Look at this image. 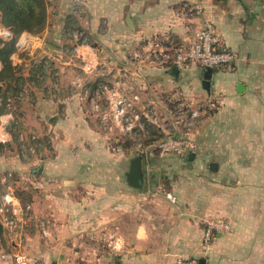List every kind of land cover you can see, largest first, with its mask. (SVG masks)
<instances>
[{"label":"crops","instance_id":"obj_1","mask_svg":"<svg viewBox=\"0 0 264 264\" xmlns=\"http://www.w3.org/2000/svg\"><path fill=\"white\" fill-rule=\"evenodd\" d=\"M194 3L203 12L188 11ZM46 11L44 29L22 33L9 59L13 76L28 60L34 71L45 70L44 62L50 65L45 72L55 82L48 95L38 96L35 108L36 122L45 117L51 122L56 150L37 166L30 211L13 231L2 225L0 264H15L1 258L15 251L26 253L28 264H177L178 258L193 264L199 259L264 264V0H48ZM207 17L223 47L235 55L230 67L212 69L209 90L202 87L205 68L190 62L178 69L157 51L187 46ZM74 25L89 37L73 43L83 71L78 76L82 100L65 98L66 87L59 83L73 81L74 75L71 57L63 49L60 53L58 43L71 38L55 28ZM5 28L9 37L0 36L1 43L12 38ZM3 75L0 61V92L12 83ZM92 91L95 100L87 98ZM210 97L214 109L205 106ZM118 101L125 104L121 117L115 111ZM12 102L9 97L6 105ZM90 106L99 109L100 119L110 113L121 126L122 119L138 116L136 109L147 114L157 107H199L192 129L196 147L163 159L141 152L143 172L150 174L144 173L142 187H132L126 172L133 156L120 180L119 153L106 145L107 133L119 138L115 123L93 130L83 111L70 110ZM2 117L7 122L11 113ZM67 124L68 132L61 129ZM86 138L98 146L72 149L70 140ZM174 160L180 175L169 191L177 203L172 212H163L158 207L167 201L155 185ZM210 217L223 219L228 229L212 231L203 246L201 221Z\"/></svg>","mask_w":264,"mask_h":264},{"label":"rangeland","instance_id":"obj_2","mask_svg":"<svg viewBox=\"0 0 264 264\" xmlns=\"http://www.w3.org/2000/svg\"><path fill=\"white\" fill-rule=\"evenodd\" d=\"M78 28L79 27L76 25L69 29H62L61 27L55 28L58 30L59 34L71 38V42L58 43L61 44L59 46L61 48L60 53L62 54L63 49L64 52L71 57L69 66L73 70L70 71L71 74L74 75L73 81L64 78L63 82H59L58 79L56 82L62 83V85H64L63 87H66L68 95H65V98L71 97L70 99L82 100L85 99V97H82L79 93L80 86L78 85V76L83 71H78L80 65L75 57L73 43L75 41L79 42V39L89 40V37L81 31L82 29ZM73 30H75L74 33L72 32ZM21 53L24 55L23 53H27V51L24 50ZM24 63L26 64L24 65ZM44 66L46 69L50 68L48 62H44ZM34 69H36L34 64L29 62V60L23 62L18 69L17 75L12 78V83H6L4 88H2L3 90L0 92V104L5 100V105L2 108L3 111L0 113V123H2V116L4 113H11V117L7 122L3 119L4 130L9 134L8 138L0 141V200L6 193H11V195L17 197L23 204L30 203L33 194L31 186L33 185L32 181L36 178V170H33L38 165L42 167L43 164L47 163V160L56 150L51 134L52 124L47 117H45L42 122H36L38 118L36 113L39 110L35 108L37 106L38 96L42 94L48 95L49 91L47 90L50 89V85L53 81L55 82V79H53L49 73L45 72L47 71L46 69L44 70L41 68L39 71H34ZM55 69L59 68L56 67ZM91 82L94 83L93 80H91ZM50 94L52 95V91H50ZM59 94L60 97H62V95L64 96V91L62 93L59 92ZM90 96L92 100L96 99L94 91L88 94L87 98H90ZM9 97L13 99L10 107L6 105ZM70 110L72 113L83 111L88 119V125L93 130L103 129V126L110 129L111 125L116 122L114 118H111L110 113L100 119V114H98L99 109L95 106L86 107L85 109L71 108ZM141 111V109H136L135 113L138 116L133 117V119H122V126L120 124H114L117 131H119V138L116 140L109 139L108 137L111 135L107 133V148L112 149L113 152L116 150L119 153L118 176L120 180L125 179V172L127 171L126 160L128 157H134L136 154H141V152L147 153V155L150 153L152 156H158L157 143L165 136H176L182 131V127L175 122V107L165 106L151 108L147 114H142ZM70 127L71 125L67 124L61 127V129L64 128L65 131L68 132ZM70 142L72 149L98 146L96 144L97 141L90 140V138H86V140L73 139L70 140ZM167 155L176 154L168 153ZM163 157L165 156L160 157V159H163ZM123 161L125 164H122ZM177 164H179L178 161L174 160L171 165L167 166V169L165 167L158 177V179L160 178L158 183L155 185V188L159 189L157 195H161L167 201L166 207L163 205L158 207L159 210L163 212L166 210L172 212L177 203L176 194L172 190L169 191L170 189L176 188V182L179 178L178 175H180L179 171L175 168ZM175 171H177V173ZM144 173L146 176L150 174V172L147 173L146 170H144L143 175ZM169 192H172V195L175 196V201H171L167 198L166 195ZM155 208V204L150 203V211L154 212ZM210 219L214 220L216 218H204V220L201 221L204 231L207 226V221ZM22 224L23 223H21V225ZM201 240L203 246H205V232ZM180 260L192 263V260L189 258H180Z\"/></svg>","mask_w":264,"mask_h":264},{"label":"built area","instance_id":"obj_3","mask_svg":"<svg viewBox=\"0 0 264 264\" xmlns=\"http://www.w3.org/2000/svg\"><path fill=\"white\" fill-rule=\"evenodd\" d=\"M188 11L200 14L203 12V7L201 4L197 3L190 4L188 6ZM74 31L75 30L72 32L74 33ZM0 36L2 38L9 37V31L3 24L0 26ZM18 45L23 47L25 44L23 41H19ZM157 45L158 43H156L155 46L158 47ZM157 51H159L158 54H161L178 69L185 67L186 64L190 62L197 63L203 68L208 66L212 68L219 66L230 67L235 62L234 53L223 47L222 39L216 33L213 22L209 17L204 19L201 27L195 32L192 41H190L187 46L175 45L170 49V52L161 48ZM75 52L77 53L76 49ZM205 106L208 109H214L216 107V100L214 97L207 99ZM124 110L125 104L118 101L115 108L116 116H123ZM199 115V107L189 110L183 107L175 108V122L183 129L179 135L165 136L157 143L158 155L165 156L168 153L182 154L193 151L196 145L192 140V129ZM1 140H4V131L2 128H0V141ZM166 196L169 200L175 201V196L171 193H167ZM30 209L31 205L29 203L21 205L15 196L11 195V193H6L0 200V222L6 229L13 231L17 226V221H21L23 216H25ZM227 229L228 225L223 219L208 220L205 229V244L211 238L212 231H223ZM1 258L10 259L15 264H28L30 259L23 251H15L11 254L2 253ZM177 264L192 263L177 259Z\"/></svg>","mask_w":264,"mask_h":264},{"label":"trees","instance_id":"obj_4","mask_svg":"<svg viewBox=\"0 0 264 264\" xmlns=\"http://www.w3.org/2000/svg\"><path fill=\"white\" fill-rule=\"evenodd\" d=\"M48 0H0L1 23L10 29L12 38L6 42H0V61L4 80L14 78L13 66L9 59L12 52L16 50V41L23 32L30 34L40 33L47 21ZM10 74V76H9ZM5 105V100L0 104V113ZM3 226L0 222V237Z\"/></svg>","mask_w":264,"mask_h":264},{"label":"water","instance_id":"obj_5","mask_svg":"<svg viewBox=\"0 0 264 264\" xmlns=\"http://www.w3.org/2000/svg\"><path fill=\"white\" fill-rule=\"evenodd\" d=\"M128 21V20H127ZM212 67H205L203 79H202V87L206 90H209L210 84V76L212 74ZM241 84H238V90H241ZM35 168L33 171L37 170ZM126 180L128 184L132 187L140 188L142 187V183L144 180L143 175V166H142V155L137 154L133 158H131L129 163L128 171L126 172ZM203 259H199V264H202Z\"/></svg>","mask_w":264,"mask_h":264}]
</instances>
